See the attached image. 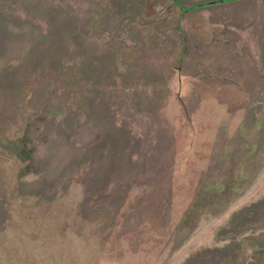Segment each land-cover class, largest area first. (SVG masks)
I'll list each match as a JSON object with an SVG mask.
<instances>
[{"label":"rangeland","instance_id":"374dc122","mask_svg":"<svg viewBox=\"0 0 264 264\" xmlns=\"http://www.w3.org/2000/svg\"><path fill=\"white\" fill-rule=\"evenodd\" d=\"M169 2L0 0V264H264V0Z\"/></svg>","mask_w":264,"mask_h":264},{"label":"trees","instance_id":"16d2710c","mask_svg":"<svg viewBox=\"0 0 264 264\" xmlns=\"http://www.w3.org/2000/svg\"><path fill=\"white\" fill-rule=\"evenodd\" d=\"M182 1H187L186 2L187 5L183 4ZM219 1L226 2L229 0H205V1H202V2H199L196 4H193L192 0H170V2L168 4V9H167V13H168L167 17L168 18H166V20H171L173 18L182 17V16L195 15V14H197L196 12H194L196 8L204 6V5H207V6L215 5ZM173 21H174V23L176 22L175 20H173ZM263 24H264V21H263ZM233 227H234V225H229V226H227V230L232 232Z\"/></svg>","mask_w":264,"mask_h":264}]
</instances>
